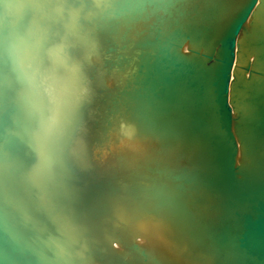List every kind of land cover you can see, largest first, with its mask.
Wrapping results in <instances>:
<instances>
[{
    "label": "water",
    "instance_id": "water-1",
    "mask_svg": "<svg viewBox=\"0 0 264 264\" xmlns=\"http://www.w3.org/2000/svg\"><path fill=\"white\" fill-rule=\"evenodd\" d=\"M0 264H264V0H0Z\"/></svg>",
    "mask_w": 264,
    "mask_h": 264
}]
</instances>
